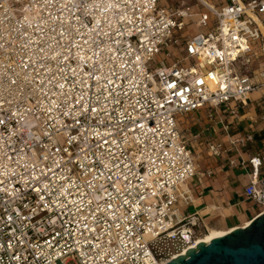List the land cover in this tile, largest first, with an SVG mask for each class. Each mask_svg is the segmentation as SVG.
<instances>
[{"label": "built area", "instance_id": "1", "mask_svg": "<svg viewBox=\"0 0 264 264\" xmlns=\"http://www.w3.org/2000/svg\"><path fill=\"white\" fill-rule=\"evenodd\" d=\"M175 1L0 0V264H166L209 232L180 118L229 131L264 86V0Z\"/></svg>", "mask_w": 264, "mask_h": 264}, {"label": "crops", "instance_id": "2", "mask_svg": "<svg viewBox=\"0 0 264 264\" xmlns=\"http://www.w3.org/2000/svg\"><path fill=\"white\" fill-rule=\"evenodd\" d=\"M218 111L231 123L229 131L223 129L222 120L208 117V108L180 118L198 169L184 184L192 199L189 203L182 201L181 210L184 215L198 212L209 229L230 231L248 224L262 209L244 195V187L252 177L248 158L264 152V86L252 92L238 116ZM247 133L254 135L253 141H239ZM212 141L223 143L220 154L210 151L208 144ZM208 170L213 174L208 175Z\"/></svg>", "mask_w": 264, "mask_h": 264}, {"label": "water", "instance_id": "3", "mask_svg": "<svg viewBox=\"0 0 264 264\" xmlns=\"http://www.w3.org/2000/svg\"><path fill=\"white\" fill-rule=\"evenodd\" d=\"M166 264H264V213Z\"/></svg>", "mask_w": 264, "mask_h": 264}, {"label": "bare ground", "instance_id": "4", "mask_svg": "<svg viewBox=\"0 0 264 264\" xmlns=\"http://www.w3.org/2000/svg\"><path fill=\"white\" fill-rule=\"evenodd\" d=\"M251 222V221H250ZM249 222V223H250ZM248 223V224H249ZM246 224V225H248ZM245 226V225H244ZM236 228H232L230 231H223V230H216V229H209V232L206 233L205 235H203L202 237H200L199 241H198V244L201 243V242H205V243H210V240L215 237V236H218V235H221V234H224V233H228V232H231L232 230H234ZM192 248H196V247H192ZM191 249V248H190ZM189 249V250H190ZM188 250V251H189ZM187 251V252H188ZM187 252H185L184 254L182 255H186Z\"/></svg>", "mask_w": 264, "mask_h": 264}, {"label": "rangeland", "instance_id": "5", "mask_svg": "<svg viewBox=\"0 0 264 264\" xmlns=\"http://www.w3.org/2000/svg\"><path fill=\"white\" fill-rule=\"evenodd\" d=\"M166 4L167 5H175L176 4V1L175 0H165ZM187 2L189 4H195L196 3V0H187ZM190 31L192 33H195L196 32V28L194 27V25H190ZM69 264H76L74 261H70Z\"/></svg>", "mask_w": 264, "mask_h": 264}, {"label": "snow or ice", "instance_id": "6", "mask_svg": "<svg viewBox=\"0 0 264 264\" xmlns=\"http://www.w3.org/2000/svg\"><path fill=\"white\" fill-rule=\"evenodd\" d=\"M62 87V86H61ZM3 123V120H0V124H2Z\"/></svg>", "mask_w": 264, "mask_h": 264}]
</instances>
